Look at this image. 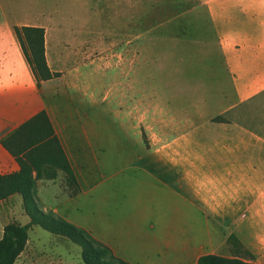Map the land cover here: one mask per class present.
<instances>
[{
    "label": "crops",
    "instance_id": "obj_1",
    "mask_svg": "<svg viewBox=\"0 0 264 264\" xmlns=\"http://www.w3.org/2000/svg\"><path fill=\"white\" fill-rule=\"evenodd\" d=\"M64 2L37 0L38 4L49 3L51 10L32 26L45 29L47 64L52 73L59 74L40 86L15 31H0V176L20 171L17 158L3 141L46 112L80 190L60 199L63 186L39 180L34 172L35 196L48 201L43 210L83 229L128 264H199L206 255L236 258L228 241L231 236L251 254L254 263L264 264V219L251 215L264 212V136L257 135L251 124L255 105L264 101V0ZM113 4L116 31H120L116 42L124 38V6L130 10L127 30H131L133 42L140 35L144 17H166L169 12L165 20L180 21L190 13L202 14L204 19L197 21L198 32H194L202 53H196L195 60L188 54V69L174 81L181 79L182 83L186 77V83L223 86L226 80H217L215 75L222 66L231 88L224 87L225 92L217 95L212 90L197 97L174 95V106L164 107L166 118L156 123L153 150L125 168L110 171L106 157L97 158V173L91 158L92 126L77 119L76 109L53 105V100L66 94L67 78H79L75 71H66V75L61 69L83 66L79 53L84 54L92 43L78 31L91 25V14L101 21ZM79 19L81 23L76 22ZM172 25L175 23L168 27ZM216 115L224 121L210 120ZM30 222L20 194L0 201V240L6 225ZM29 244L30 237L18 260Z\"/></svg>",
    "mask_w": 264,
    "mask_h": 264
},
{
    "label": "rangeland",
    "instance_id": "obj_2",
    "mask_svg": "<svg viewBox=\"0 0 264 264\" xmlns=\"http://www.w3.org/2000/svg\"><path fill=\"white\" fill-rule=\"evenodd\" d=\"M49 10V3L38 4L37 0H0V31H14L15 26H32L43 15L49 14ZM123 12L124 38L123 41L119 38L118 42L115 37L120 31H116L115 4L110 6L101 21H96L91 14V25L84 31H78L82 37L92 41L87 44L89 48L85 49L84 54L79 53L84 59V65L61 69L66 75V71H75L79 78L75 81L67 78L64 83L66 94L60 96L59 101L53 100V105L59 103V107L76 109L77 119L92 126L91 158L93 170L97 173L100 172L98 165L94 166L97 158L100 161L101 157H106L110 171L122 166L125 168L153 150L152 145L157 137L154 130L159 126L156 123L160 124L166 118L162 111L164 107L174 106V95L185 93L197 97L198 93L207 90H212L217 95L219 92H225L224 87L231 88L227 70L222 66L217 69L215 75L217 80H226L223 86L219 83H186V77L182 83L179 82L181 79L174 81V78L181 77L188 69L190 59L187 60V55L192 54L195 60V54L202 53L201 45H196L200 42L194 36L200 24L197 21L204 19L202 14L190 13L186 19L180 21L165 20L170 16L169 12H166V17L164 14L144 17L140 22V35L135 37L133 42L131 30H127L128 26V29L131 27L130 10L124 6ZM127 16L129 20H126ZM81 21L82 19H79L76 22ZM173 23L175 25L169 28V24ZM180 30L188 31L189 34L180 35ZM180 44L189 50L183 51ZM165 46L171 47L173 51L165 50ZM193 105L195 107V104ZM210 120L224 121L220 115L210 117ZM251 124L257 135L264 136V101L255 105ZM260 128L262 130H259ZM236 164L239 165L240 162ZM72 171L76 185H68L66 172L62 170H58L54 179L44 181L63 186L65 193L60 199L74 196V189L77 190L76 194L79 193V182L73 169ZM93 177L95 180V176ZM34 197L43 212L59 217L52 211L43 210L48 201ZM240 214L243 218V213ZM251 215L264 219V212ZM29 237L28 249L17 264H83L81 248L68 239L52 235L37 226L29 233ZM230 249L234 257L254 263V258L243 248L238 246ZM115 258L117 260L112 259L115 264H128Z\"/></svg>",
    "mask_w": 264,
    "mask_h": 264
},
{
    "label": "trees",
    "instance_id": "obj_3",
    "mask_svg": "<svg viewBox=\"0 0 264 264\" xmlns=\"http://www.w3.org/2000/svg\"><path fill=\"white\" fill-rule=\"evenodd\" d=\"M15 35L23 55L40 86L42 82L59 77L52 73L45 54V29L35 26H15ZM4 147L18 160L20 171L8 176H0V201L14 194L23 198L25 213L30 218L29 225L10 223L4 227L0 240V264H16L29 241V231L37 226L55 236H61L78 245L82 250L83 264H115L117 260L111 251L94 240L86 231L51 213L43 212L35 201L36 172L39 180H52L58 170L66 172L68 185L75 184L70 164L55 137L51 123L45 112L40 113L22 125L10 138L3 141ZM72 195H75L77 190ZM230 245L240 247L238 240L231 236ZM113 259V260H112ZM199 264H256L239 258H224L206 255Z\"/></svg>",
    "mask_w": 264,
    "mask_h": 264
}]
</instances>
